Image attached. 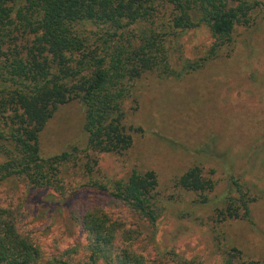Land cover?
Masks as SVG:
<instances>
[{
	"label": "rangeland",
	"instance_id": "1",
	"mask_svg": "<svg viewBox=\"0 0 264 264\" xmlns=\"http://www.w3.org/2000/svg\"><path fill=\"white\" fill-rule=\"evenodd\" d=\"M245 2L259 5L249 9L248 23L235 25L230 44L211 58L206 53L213 38L204 26L168 37L171 70L204 62L178 77L144 73L133 82L131 96L122 102V124L131 138L123 153L84 151L79 101L54 110L38 133V156L77 151L59 166L63 194L30 188L16 176L0 181V208L15 209L17 231L43 258L118 264L116 256L126 250L142 264H223L225 253L236 250L242 261L264 264V0ZM81 29L93 28L81 24ZM192 167L212 183L210 190L172 187ZM131 171L156 176L161 209L154 224L110 194L113 182ZM226 204L237 217L220 218ZM87 213L104 216L113 228L104 256L93 261L91 241L78 221Z\"/></svg>",
	"mask_w": 264,
	"mask_h": 264
},
{
	"label": "trees",
	"instance_id": "2",
	"mask_svg": "<svg viewBox=\"0 0 264 264\" xmlns=\"http://www.w3.org/2000/svg\"><path fill=\"white\" fill-rule=\"evenodd\" d=\"M258 2L245 0H0V181L20 177L30 188H51L63 194L59 166L76 150L41 159L37 136L54 110L69 101L84 109L85 152L121 154L131 145L122 124V102L144 73L178 77L201 67L204 58L180 71L169 67L165 43L177 30L208 28L213 43L206 57L231 42L235 25L248 23ZM81 24L92 26L91 31ZM95 163V161H92ZM105 192V186L93 183ZM152 171H131L114 181L111 196L141 219L154 224L160 207ZM173 188L202 193L212 183L197 167L172 181ZM243 212L247 208L242 203ZM15 209L0 208V264H68L46 259L16 229ZM220 218L237 217L226 204ZM91 241L89 261L104 256L113 228L103 216L78 219ZM118 264H142L122 250ZM194 264V263H184ZM223 264L244 262L240 253H225Z\"/></svg>",
	"mask_w": 264,
	"mask_h": 264
}]
</instances>
